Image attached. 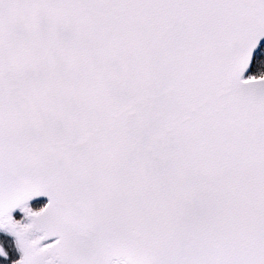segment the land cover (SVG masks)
<instances>
[{
	"label": "snow or ice",
	"instance_id": "1",
	"mask_svg": "<svg viewBox=\"0 0 264 264\" xmlns=\"http://www.w3.org/2000/svg\"><path fill=\"white\" fill-rule=\"evenodd\" d=\"M0 264H264V0H0Z\"/></svg>",
	"mask_w": 264,
	"mask_h": 264
}]
</instances>
